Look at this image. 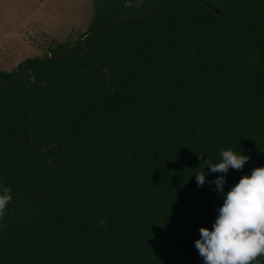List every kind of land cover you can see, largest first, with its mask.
<instances>
[{"label":"trees","instance_id":"obj_1","mask_svg":"<svg viewBox=\"0 0 264 264\" xmlns=\"http://www.w3.org/2000/svg\"><path fill=\"white\" fill-rule=\"evenodd\" d=\"M91 3L75 41L0 71V264H203L205 166L249 157L225 192L264 166V0Z\"/></svg>","mask_w":264,"mask_h":264},{"label":"clouds","instance_id":"obj_2","mask_svg":"<svg viewBox=\"0 0 264 264\" xmlns=\"http://www.w3.org/2000/svg\"><path fill=\"white\" fill-rule=\"evenodd\" d=\"M248 160L241 151L229 148L220 152L219 162L205 166L209 173L224 175L208 181L222 194L223 202L216 208L211 228H199V239L194 241L203 264H259L257 258L264 257V166L253 168L224 191L228 170H240ZM203 169L194 175L198 187L206 182ZM10 200V189L0 186V213Z\"/></svg>","mask_w":264,"mask_h":264},{"label":"rangeland","instance_id":"obj_3","mask_svg":"<svg viewBox=\"0 0 264 264\" xmlns=\"http://www.w3.org/2000/svg\"><path fill=\"white\" fill-rule=\"evenodd\" d=\"M92 17L91 0H0V71L75 41Z\"/></svg>","mask_w":264,"mask_h":264},{"label":"water","instance_id":"obj_4","mask_svg":"<svg viewBox=\"0 0 264 264\" xmlns=\"http://www.w3.org/2000/svg\"><path fill=\"white\" fill-rule=\"evenodd\" d=\"M212 8V7H211ZM213 9V8H212ZM85 53H86V49H85V51L82 53L83 55H85ZM48 163L50 164L51 163V161H48Z\"/></svg>","mask_w":264,"mask_h":264}]
</instances>
